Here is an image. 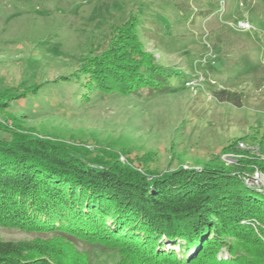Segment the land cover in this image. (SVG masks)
<instances>
[{
    "label": "rangeland",
    "instance_id": "1",
    "mask_svg": "<svg viewBox=\"0 0 264 264\" xmlns=\"http://www.w3.org/2000/svg\"><path fill=\"white\" fill-rule=\"evenodd\" d=\"M2 102L0 133L108 148L161 176L220 165L264 176L253 163L264 164V0H0ZM61 235L0 226L3 241L70 239L81 258L119 263L114 241ZM239 254L219 260L263 264Z\"/></svg>",
    "mask_w": 264,
    "mask_h": 264
},
{
    "label": "trees",
    "instance_id": "2",
    "mask_svg": "<svg viewBox=\"0 0 264 264\" xmlns=\"http://www.w3.org/2000/svg\"><path fill=\"white\" fill-rule=\"evenodd\" d=\"M161 77L151 92L165 86ZM221 95L238 103L234 94ZM119 155L4 129L0 226L59 233L61 239L75 235L100 248L114 241L108 247L120 254L118 264H232L219 258L227 251L239 263V249L264 264V194L244 184L251 172L220 165L161 176L123 163ZM253 163L264 172L263 163ZM0 264L95 263L81 258L70 239H0Z\"/></svg>",
    "mask_w": 264,
    "mask_h": 264
},
{
    "label": "built area",
    "instance_id": "3",
    "mask_svg": "<svg viewBox=\"0 0 264 264\" xmlns=\"http://www.w3.org/2000/svg\"><path fill=\"white\" fill-rule=\"evenodd\" d=\"M240 147L244 148V145L241 144ZM227 162L231 163L233 161L228 159ZM243 181L248 187L264 194V176L260 173L257 172L253 176H246Z\"/></svg>",
    "mask_w": 264,
    "mask_h": 264
}]
</instances>
